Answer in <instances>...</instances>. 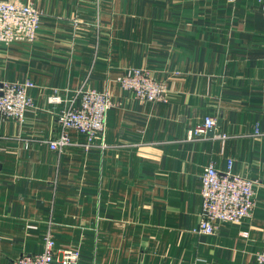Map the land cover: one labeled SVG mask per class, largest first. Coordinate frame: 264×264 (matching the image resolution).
<instances>
[{"label":"crops","instance_id":"crops-1","mask_svg":"<svg viewBox=\"0 0 264 264\" xmlns=\"http://www.w3.org/2000/svg\"><path fill=\"white\" fill-rule=\"evenodd\" d=\"M42 11L32 42H0V82L32 80L23 119L0 116V264L79 250L84 264H261L264 247L262 0H18ZM163 83V102L117 80ZM109 93L105 146L71 130L52 150L57 113L80 88ZM61 94V103L49 96ZM75 102H78L76 98ZM216 126L189 131L206 116ZM226 133L227 138L218 134ZM255 182L251 216L199 231L201 175L215 164Z\"/></svg>","mask_w":264,"mask_h":264},{"label":"built area","instance_id":"built-area-1","mask_svg":"<svg viewBox=\"0 0 264 264\" xmlns=\"http://www.w3.org/2000/svg\"><path fill=\"white\" fill-rule=\"evenodd\" d=\"M263 5H264V0ZM42 11L33 4L18 0H0V42L11 44L15 41L32 42L38 35ZM121 85L133 91L137 98L148 101L163 102L167 99V90L163 83L156 80L142 68L133 67L123 71L117 79ZM32 80L25 82H0V116L23 119L27 108L33 105V97L28 90L34 87ZM78 98V102L75 100ZM52 103H61L59 93L49 96ZM113 101L106 91L80 88L76 97L57 113L59 133L49 140L52 150L64 151L72 145L71 130L86 135L89 139L87 148L94 146L95 135L102 136L100 146H105L104 135L107 125V114ZM217 124V118L206 116L201 123L193 127L188 138L198 139L205 136ZM227 138L228 134H218ZM221 173L215 164L206 166L201 175L202 182V218L199 231L215 234L221 222H239L251 216L255 200V182L241 174H234L230 168ZM257 258L264 264V247L257 251ZM16 264H84L79 250L58 248L52 235L44 237L42 250L23 254Z\"/></svg>","mask_w":264,"mask_h":264},{"label":"water","instance_id":"water-1","mask_svg":"<svg viewBox=\"0 0 264 264\" xmlns=\"http://www.w3.org/2000/svg\"><path fill=\"white\" fill-rule=\"evenodd\" d=\"M210 130H212V129H210ZM210 130H209V131H210ZM209 131H208V132H209Z\"/></svg>","mask_w":264,"mask_h":264}]
</instances>
